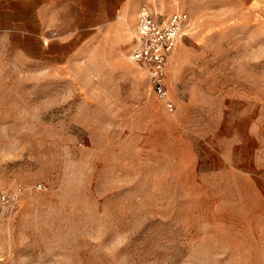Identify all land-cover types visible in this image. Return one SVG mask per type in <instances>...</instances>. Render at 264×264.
Masks as SVG:
<instances>
[{"label":"rangeland","instance_id":"374dc122","mask_svg":"<svg viewBox=\"0 0 264 264\" xmlns=\"http://www.w3.org/2000/svg\"><path fill=\"white\" fill-rule=\"evenodd\" d=\"M133 1L69 64L0 36V264H264V0ZM143 7L190 16L173 110L130 59Z\"/></svg>","mask_w":264,"mask_h":264},{"label":"crops","instance_id":"0c3cea01","mask_svg":"<svg viewBox=\"0 0 264 264\" xmlns=\"http://www.w3.org/2000/svg\"><path fill=\"white\" fill-rule=\"evenodd\" d=\"M116 2L0 0V36L23 59L42 65L69 64L82 57L90 43L113 30ZM138 8V3L126 0L118 15L122 31L133 30L129 18L136 16Z\"/></svg>","mask_w":264,"mask_h":264},{"label":"built area","instance_id":"2783aa9c","mask_svg":"<svg viewBox=\"0 0 264 264\" xmlns=\"http://www.w3.org/2000/svg\"><path fill=\"white\" fill-rule=\"evenodd\" d=\"M189 25L190 16L185 11H174L166 17H158L143 7L129 54L131 61L147 74L153 91L170 110L174 109V104L167 98L168 64ZM2 199L7 201V195L3 194Z\"/></svg>","mask_w":264,"mask_h":264}]
</instances>
